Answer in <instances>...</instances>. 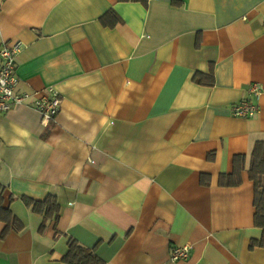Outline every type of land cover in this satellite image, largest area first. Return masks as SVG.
<instances>
[{"label":"crops","instance_id":"crops-1","mask_svg":"<svg viewBox=\"0 0 264 264\" xmlns=\"http://www.w3.org/2000/svg\"><path fill=\"white\" fill-rule=\"evenodd\" d=\"M263 17L264 0H0V45L21 42L18 89L35 93L0 114L1 205L21 223L0 220V264H71V239L100 264H264L247 173ZM250 83L258 113L233 116ZM48 195L57 219L23 200Z\"/></svg>","mask_w":264,"mask_h":264},{"label":"built area","instance_id":"built-area-1","mask_svg":"<svg viewBox=\"0 0 264 264\" xmlns=\"http://www.w3.org/2000/svg\"><path fill=\"white\" fill-rule=\"evenodd\" d=\"M264 24V17H263ZM20 41L3 42L0 45V114L6 113L17 105L27 104L35 93L19 91V78L16 76V57L21 50ZM247 97L234 103L231 107L233 116L253 117L259 111L256 99L262 93L258 83H250L246 88ZM62 97L49 88L47 94L37 97L32 102V107L40 114L41 124L46 127L55 120L61 106ZM189 246L174 247L170 253L169 261L176 262L189 256Z\"/></svg>","mask_w":264,"mask_h":264},{"label":"trees","instance_id":"trees-1","mask_svg":"<svg viewBox=\"0 0 264 264\" xmlns=\"http://www.w3.org/2000/svg\"><path fill=\"white\" fill-rule=\"evenodd\" d=\"M197 82L205 83L199 78ZM207 83L210 85L213 83L211 77L210 81ZM244 158L245 157L242 155L234 157L232 173H230V176L221 175L220 183H226L224 182L225 180L223 181L224 178L232 179L233 176L240 173V170L244 166ZM247 173L249 179L254 185V226L262 229L261 239L258 242H252L250 246L252 247L254 244L264 246V141H256L254 143L250 153V162ZM227 183H234V181L229 180ZM1 199L2 196L0 189V220H4L5 223L11 222L16 229L21 228V223L12 216L9 209L1 205ZM23 200L32 211L42 214L44 219L51 216L57 219L58 213L55 195H48L44 200H32L26 197H24ZM64 260L68 263L71 262V264H100V261L96 259V256L90 250L80 246L73 239L69 240L68 252L64 257Z\"/></svg>","mask_w":264,"mask_h":264}]
</instances>
